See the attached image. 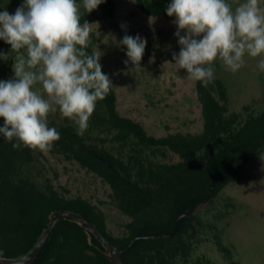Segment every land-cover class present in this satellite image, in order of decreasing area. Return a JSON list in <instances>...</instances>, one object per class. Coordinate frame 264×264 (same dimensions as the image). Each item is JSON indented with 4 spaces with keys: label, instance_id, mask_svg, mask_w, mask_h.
<instances>
[{
    "label": "trees",
    "instance_id": "16d2710c",
    "mask_svg": "<svg viewBox=\"0 0 264 264\" xmlns=\"http://www.w3.org/2000/svg\"><path fill=\"white\" fill-rule=\"evenodd\" d=\"M135 2L149 16L169 18L166 9L171 0ZM1 3L0 11H4ZM116 10V0H104L91 13L85 10L80 22L114 19ZM94 46V41L88 43V54H96ZM0 53L8 55L7 60L0 58V78L6 81L12 71V52L3 40ZM213 67L214 80L206 87L196 81L203 117L200 133L150 135L140 122L120 114L117 94L111 87L106 98L98 101L105 115L95 121L104 124L113 144L129 150L127 158L91 142L84 134L78 135L72 124L59 126L48 117L49 127H55L61 136L50 153L75 161L102 178L111 188L114 206L130 218L120 238L108 232L105 214L87 199L67 198L49 181L38 184L32 169L36 155L43 153L13 149L16 141L8 142L0 134V257L16 259L29 253L51 226L56 212L70 211L84 216L118 250L137 236L160 234L159 238L137 240L121 253L122 264H188L200 221L194 212L183 218L177 233L171 235L180 214L212 204L226 187L242 180L252 158L264 155V105L245 106L241 113L231 111L228 89L217 76V61ZM102 72L105 74L103 68ZM3 123L0 118V127ZM166 152L178 156L179 161L156 159ZM33 264L111 261L106 246L89 235L86 226L64 218L55 224Z\"/></svg>",
    "mask_w": 264,
    "mask_h": 264
},
{
    "label": "rangeland",
    "instance_id": "374dc122",
    "mask_svg": "<svg viewBox=\"0 0 264 264\" xmlns=\"http://www.w3.org/2000/svg\"><path fill=\"white\" fill-rule=\"evenodd\" d=\"M116 1L114 19L89 24V42L94 41L101 66L116 91L120 114L140 122L155 137L200 133L203 117L196 81L188 79L187 71L179 69L173 59V54L178 56L181 48L175 35L176 18L149 16L135 0ZM24 2L2 0L1 6L14 14ZM226 2L235 8L245 0ZM77 3L82 14L83 0ZM260 6L264 7V0H260ZM185 34L180 32L181 36ZM125 35H139L147 41L139 66L126 56L127 48L121 43ZM15 56L12 52L9 80L15 79ZM261 58L264 57L246 55L244 66L236 73L227 71L217 60V76L228 89L231 111L241 113L245 106L261 108L264 105V72L257 66ZM35 88L42 91L39 84ZM104 115V109L97 102L84 135L115 155L127 158L129 150L113 144L104 124L95 121ZM49 116L59 126L72 124L77 129L73 121L61 115L58 106ZM36 157L32 175L40 186L49 181L67 198L87 199L105 214L108 232L114 237L124 236L130 218L114 206L111 188L102 178L60 155L48 152ZM156 159L167 163L179 161L170 152ZM195 213L200 226L188 264H264V155L252 158L243 170L241 181L226 187L212 204L200 206Z\"/></svg>",
    "mask_w": 264,
    "mask_h": 264
},
{
    "label": "clouds",
    "instance_id": "9594fccd",
    "mask_svg": "<svg viewBox=\"0 0 264 264\" xmlns=\"http://www.w3.org/2000/svg\"><path fill=\"white\" fill-rule=\"evenodd\" d=\"M104 0H83L91 13ZM174 16L181 46L173 54L187 78L207 86L214 80V62L238 72L245 56L264 57V7L260 0H245L233 8L226 0H171L166 9ZM77 0H25L14 14L0 11V40L16 53L15 79L0 81V134L12 143L41 153L52 150L61 136L49 127L51 112H59L77 125L78 135L89 126L96 104L109 94L112 82L102 72L100 55L88 54L91 28L81 24ZM184 31V36L180 32ZM202 37V38H201ZM126 56L139 66L147 41L125 35ZM7 60L8 55L0 53ZM128 63V61H125ZM264 72V58L258 62ZM42 86V91L35 86Z\"/></svg>",
    "mask_w": 264,
    "mask_h": 264
},
{
    "label": "water",
    "instance_id": "95a60500",
    "mask_svg": "<svg viewBox=\"0 0 264 264\" xmlns=\"http://www.w3.org/2000/svg\"><path fill=\"white\" fill-rule=\"evenodd\" d=\"M102 160L105 164H107L108 166H111L105 159H102ZM194 212H195V210L190 211V212L181 213L180 216L178 217L177 221H176L174 232L171 235H174L175 233H177V231L179 229L180 221L183 218L188 217L189 215H191ZM64 218L73 219L74 221L78 222L79 224L86 226V230H87L89 235H95L99 240H101V242L108 249L111 264H122V261L120 258L121 253L129 250V248L137 240H139V239H155V238L160 237V234L140 235V236H137L136 238H134L132 240V242L126 248H124L122 250H118L110 242H108L107 239L102 234V232L98 228H96L93 224L89 223L88 220L84 216L77 214V213H74V212H70V211H57L55 214V219L53 220L51 226L48 228V230H46L42 234V236L38 240L36 246L29 253L25 254L24 256H22L20 258H16V259H9V258H1L0 257V264H33L35 262L37 256L39 255L40 251L42 250V248H43L50 232L54 228L55 224L59 220L64 219Z\"/></svg>",
    "mask_w": 264,
    "mask_h": 264
}]
</instances>
